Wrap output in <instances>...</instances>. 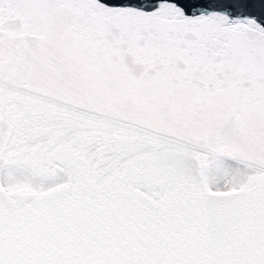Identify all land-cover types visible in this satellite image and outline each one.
<instances>
[{
    "label": "snow or ice",
    "instance_id": "6c2138e0",
    "mask_svg": "<svg viewBox=\"0 0 264 264\" xmlns=\"http://www.w3.org/2000/svg\"><path fill=\"white\" fill-rule=\"evenodd\" d=\"M0 264H264V0H0Z\"/></svg>",
    "mask_w": 264,
    "mask_h": 264
},
{
    "label": "water",
    "instance_id": "95a60500",
    "mask_svg": "<svg viewBox=\"0 0 264 264\" xmlns=\"http://www.w3.org/2000/svg\"><path fill=\"white\" fill-rule=\"evenodd\" d=\"M104 2H107V0H104Z\"/></svg>",
    "mask_w": 264,
    "mask_h": 264
}]
</instances>
